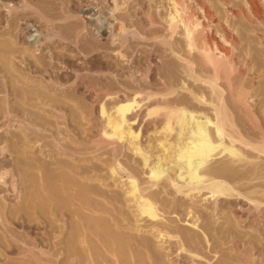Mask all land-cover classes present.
I'll return each mask as SVG.
<instances>
[{
	"label": "rangeland",
	"instance_id": "374dc122",
	"mask_svg": "<svg viewBox=\"0 0 264 264\" xmlns=\"http://www.w3.org/2000/svg\"><path fill=\"white\" fill-rule=\"evenodd\" d=\"M183 1L175 0L179 6ZM166 4L0 0V264H264V154L252 149H264V129L241 132L252 148L222 140L236 156L219 153L208 164L218 169L214 178L226 182L224 194L151 189L157 190L148 195L158 215L153 220L138 217L126 201V179H89L108 175V148L80 162L50 148L57 134L68 148H91L90 138L123 101L105 94L137 80L156 83L157 44L127 34L120 47L110 30L120 20L129 32H139L148 14L165 16ZM239 23L238 31H249ZM127 115L131 122L124 126L135 134L138 121ZM149 135L161 138L139 131L138 140L145 144ZM173 138L171 133L164 141ZM124 143L118 161L136 166L138 157ZM127 217L138 221V230L130 229Z\"/></svg>",
	"mask_w": 264,
	"mask_h": 264
},
{
	"label": "bare ground",
	"instance_id": "6f19581e",
	"mask_svg": "<svg viewBox=\"0 0 264 264\" xmlns=\"http://www.w3.org/2000/svg\"><path fill=\"white\" fill-rule=\"evenodd\" d=\"M166 3L165 16L154 20L148 14L146 23L140 24L139 32H129L120 20L110 27L111 37H116L120 47L127 34L140 42L157 44L159 48L154 54L156 83L137 80L131 87L120 86L119 91L106 93L107 97L113 95L114 98L121 95L123 101L115 105L113 118L107 114L106 127L89 137L91 148H68L60 134L52 136L50 144L56 155L78 160L76 162L108 148V175H93L89 179L100 183L126 179V201L134 205L132 209L135 208L138 217L151 220L158 215L149 196L157 195H152L157 190L177 195L202 190L211 196L224 194L228 188L226 182L216 180L213 171L218 169L213 166L211 171L208 164L219 153L236 156V151L222 144V140L248 147L241 132L264 129V0H237L233 5L228 0H218L215 5L211 0H184L180 6L175 0H166ZM234 21H240L248 32L253 33L238 31ZM100 112L103 114L102 109ZM128 113L132 114V122L138 121L139 131H156L161 138L149 135L143 144L138 140L139 131L131 134L124 126L130 120ZM171 133L174 134L172 143L165 142ZM124 139L127 150L138 157L133 160H137L136 166L124 167L118 161L122 152L120 143ZM255 143L258 146V142ZM218 147L222 148L216 153ZM252 149L264 154V149L259 146ZM143 168L146 181H141L139 176L143 174ZM153 188L157 190L151 193ZM118 197L115 196V200ZM132 221L128 226L138 230V221ZM156 223L158 225L159 221ZM163 227L154 231L160 234Z\"/></svg>",
	"mask_w": 264,
	"mask_h": 264
}]
</instances>
